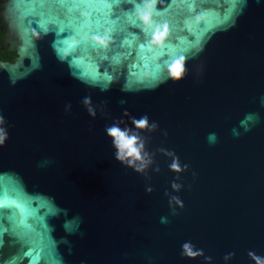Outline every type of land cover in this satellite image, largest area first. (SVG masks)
Masks as SVG:
<instances>
[{
	"label": "water",
	"instance_id": "water-1",
	"mask_svg": "<svg viewBox=\"0 0 264 264\" xmlns=\"http://www.w3.org/2000/svg\"><path fill=\"white\" fill-rule=\"evenodd\" d=\"M210 6L220 16L230 3L211 0ZM0 19L6 28L3 44L16 53L13 61L4 62L15 64L19 52L2 9ZM52 39L54 34L32 53V63H43V70L16 87L2 70L12 66L0 64V111L13 125L0 149V171L18 173L29 192L51 195L70 216L83 217L84 236L69 237L72 254L60 249L65 264H204L203 258L180 256L188 240L211 255L214 264H224V254L232 251L231 264H252L249 250L264 255V0H248L236 26L209 42L199 82L193 81L189 60V75L179 84L168 81L154 90L125 92L122 78L107 91L89 88L57 62L49 47ZM128 82L136 86L131 77ZM89 94L94 103L106 100L114 119L127 120L125 109L136 118L147 113L168 131L167 137L153 134L149 150H174L198 173L195 181L191 172L182 174L185 188L174 194L186 207L170 216L169 224L159 222L170 215L164 191L171 190L176 173L168 169L169 159L157 154L161 172L151 173L155 191L147 193L145 179L115 159L105 132L112 120L99 115L92 120L81 106ZM67 101L73 104L71 115L63 111ZM249 112H259L261 123L234 138L231 129ZM212 132L219 138L215 145L206 141ZM44 158L53 163L41 169L37 164ZM63 220L50 221L57 239L65 235Z\"/></svg>",
	"mask_w": 264,
	"mask_h": 264
},
{
	"label": "clouds",
	"instance_id": "clouds-1",
	"mask_svg": "<svg viewBox=\"0 0 264 264\" xmlns=\"http://www.w3.org/2000/svg\"><path fill=\"white\" fill-rule=\"evenodd\" d=\"M229 3L227 14L217 16L210 6L211 0H2L0 9L9 34L15 36L19 57L15 64L4 61L0 64L12 66L2 70L8 72L10 86L16 87L21 79L43 70V63H32V53L40 41L54 34L49 47L57 62L89 88L107 91L122 78L121 90L125 92L154 90L168 81L179 84L189 75V60L193 61V81L199 82L206 72L202 55L207 45L217 32L236 26L248 0H229ZM129 77L136 86L152 82L151 87H131ZM80 103L92 120L98 115L112 120L105 132L112 140L115 159L145 179L147 193L155 191L151 173L161 172L157 154L169 159L168 169L176 173L171 190L164 191L170 215L161 216L159 221L169 224L170 216H178L186 207L184 200L174 194L185 188L182 174L191 172L195 181L198 173L190 164L183 163L174 150L163 146L149 150L153 134L159 132L167 137L168 131L161 129L160 123L147 113L136 118L125 109L123 117L127 120L114 119L108 102L94 103L91 94ZM260 103L264 107V96ZM63 111L65 115L72 114L71 101L64 104ZM260 123V113L249 112L231 129V134L239 138ZM11 127L0 111V149L11 138ZM218 140L214 132L206 137L209 145H215ZM52 163L44 158L37 167L45 169ZM187 187L191 190L192 185ZM60 217L64 218L65 235L57 239L50 221ZM83 223L82 216H70L69 210L59 206L55 197L29 192L18 173L0 171V264H65L60 249L63 246L72 254L74 243L69 237H83ZM247 255L252 264H264V255L253 250ZM180 256L203 258L204 264H214V258L191 240L181 244ZM235 256L234 251L225 253L224 264H231Z\"/></svg>",
	"mask_w": 264,
	"mask_h": 264
},
{
	"label": "flooded vegetation",
	"instance_id": "flooded-vegetation-1",
	"mask_svg": "<svg viewBox=\"0 0 264 264\" xmlns=\"http://www.w3.org/2000/svg\"><path fill=\"white\" fill-rule=\"evenodd\" d=\"M5 33H6V28L1 23V26H0V35H1V37H0V55L3 53H6L7 50L10 52H14L13 50L9 49L8 44H3ZM2 61H4V60H2Z\"/></svg>",
	"mask_w": 264,
	"mask_h": 264
},
{
	"label": "trees",
	"instance_id": "trees-1",
	"mask_svg": "<svg viewBox=\"0 0 264 264\" xmlns=\"http://www.w3.org/2000/svg\"><path fill=\"white\" fill-rule=\"evenodd\" d=\"M2 21L0 20V26H1ZM1 37V35H0ZM16 53L15 52H10V51H6V53H3L0 55V60H4V61H13L15 59Z\"/></svg>",
	"mask_w": 264,
	"mask_h": 264
}]
</instances>
